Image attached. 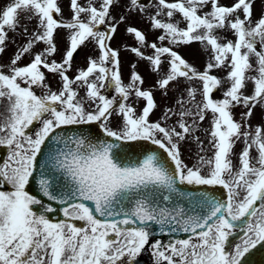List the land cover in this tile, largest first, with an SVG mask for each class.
I'll return each mask as SVG.
<instances>
[{
  "label": "snow or ice",
  "instance_id": "snow-or-ice-1",
  "mask_svg": "<svg viewBox=\"0 0 264 264\" xmlns=\"http://www.w3.org/2000/svg\"><path fill=\"white\" fill-rule=\"evenodd\" d=\"M254 3L69 0L67 17L62 0L0 6V54L13 47L0 62V264H250L264 249ZM121 24L127 77L111 46ZM193 44L199 67L181 51Z\"/></svg>",
  "mask_w": 264,
  "mask_h": 264
},
{
  "label": "rangeland",
  "instance_id": "rangeland-1",
  "mask_svg": "<svg viewBox=\"0 0 264 264\" xmlns=\"http://www.w3.org/2000/svg\"><path fill=\"white\" fill-rule=\"evenodd\" d=\"M80 2L83 3L84 0H80ZM124 2H126V0H121V4H123ZM153 2H154V0H153ZM222 2L226 3L227 0H222ZM262 2H264V0H255V3H254V15H258L259 14ZM5 3H6V0L1 1L0 2V6H3ZM148 3H149V0H145V6L146 7L148 6ZM68 5H69V0H62L61 6L64 9L65 17L68 16V12H69ZM121 10H122L121 8H113L112 9L114 14L116 12H118V11H121ZM134 23L138 27H140L141 29H147V24L145 22L141 21L139 18L135 19ZM29 27H31V25H29ZM148 34H149V39H151L152 38V33H151L150 30H149ZM125 42L127 44H132L133 43V39L131 37L127 36L124 33V25L121 24V25L118 26V29H117V31H116V33L114 35V38L111 41V46H113V47H121ZM7 51H13V47H12L11 44L1 54V62H6L8 60V58H3L4 56H6V54H7L6 52ZM88 51H89L88 48H81V49L78 50L77 55L75 57L76 59L73 60V66L74 67L77 66V65L82 64L85 61V55H86V53ZM181 51L197 67H199L203 63L204 57L198 51V45L193 44L191 49H181ZM120 58H121V71L125 75V77H127L128 72H129V62L133 59V57H132V55L130 53L126 52L121 47ZM139 71L142 74L144 73L145 67H144L143 63L140 64ZM218 74H220V73H218ZM150 83H151V80L146 78L145 86H148ZM214 94L217 95L218 93H214ZM156 98H157V102L161 103L160 94L159 93H156ZM236 111L238 112L239 109H237ZM259 111H260L259 109H256L257 116L259 115ZM158 112H159V109L157 110V114H158ZM152 118L155 119L156 116L153 115ZM256 119H257V117H253L254 121ZM198 134L200 135L201 139H204L203 131H200ZM205 143H206V141H205ZM189 147H191V150H192L191 153L188 151ZM235 148H236L237 151H239L240 145L237 144L235 146ZM181 151H182V159H184V161L186 163H188L189 165H192L195 162L196 158H197L196 155H195V153L197 151L195 144L185 143L184 145H182ZM201 154H204V153H201ZM233 159L235 160V157H233Z\"/></svg>",
  "mask_w": 264,
  "mask_h": 264
},
{
  "label": "water",
  "instance_id": "water-1",
  "mask_svg": "<svg viewBox=\"0 0 264 264\" xmlns=\"http://www.w3.org/2000/svg\"><path fill=\"white\" fill-rule=\"evenodd\" d=\"M215 191H216L217 196H219V193L222 191V187H220V186H215ZM183 235H184V234H182V233H178V234H177V237H178V238H181V237H183ZM165 238H167V237H165Z\"/></svg>",
  "mask_w": 264,
  "mask_h": 264
},
{
  "label": "flooded vegetation",
  "instance_id": "flooded-vegetation-1",
  "mask_svg": "<svg viewBox=\"0 0 264 264\" xmlns=\"http://www.w3.org/2000/svg\"><path fill=\"white\" fill-rule=\"evenodd\" d=\"M258 250L255 253H262L264 256V249H260L259 246H257ZM140 264H146L144 261L140 258Z\"/></svg>",
  "mask_w": 264,
  "mask_h": 264
}]
</instances>
